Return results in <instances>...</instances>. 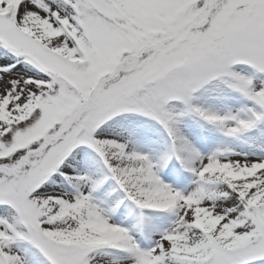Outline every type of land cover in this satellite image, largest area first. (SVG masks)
Listing matches in <instances>:
<instances>
[{"label": "snow or ice", "instance_id": "6c2138e0", "mask_svg": "<svg viewBox=\"0 0 264 264\" xmlns=\"http://www.w3.org/2000/svg\"><path fill=\"white\" fill-rule=\"evenodd\" d=\"M0 264H264V0H0Z\"/></svg>", "mask_w": 264, "mask_h": 264}, {"label": "rangeland", "instance_id": "374dc122", "mask_svg": "<svg viewBox=\"0 0 264 264\" xmlns=\"http://www.w3.org/2000/svg\"><path fill=\"white\" fill-rule=\"evenodd\" d=\"M144 150L147 151V149H144ZM163 178L165 179L166 182H168V183H173L174 186L181 187V188L185 187L186 184H187V182H185V183H182V184H178V185H177V184H175V182H174V178L171 177V176H169V175H167V174H163Z\"/></svg>", "mask_w": 264, "mask_h": 264}]
</instances>
